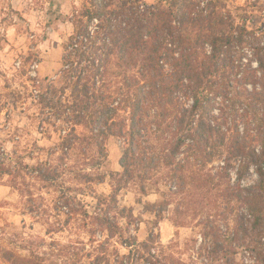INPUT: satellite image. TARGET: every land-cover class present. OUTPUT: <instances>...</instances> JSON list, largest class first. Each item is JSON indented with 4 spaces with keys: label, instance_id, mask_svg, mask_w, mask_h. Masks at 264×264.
<instances>
[{
    "label": "rangeland",
    "instance_id": "obj_1",
    "mask_svg": "<svg viewBox=\"0 0 264 264\" xmlns=\"http://www.w3.org/2000/svg\"><path fill=\"white\" fill-rule=\"evenodd\" d=\"M83 4L0 1V264H14V258L34 264H264V232L236 197L256 186V167L240 180L236 162L223 176L224 159L204 164L184 148L177 161L186 182L181 194V174L173 179L169 168L147 181L120 185L112 179L123 171L124 143L117 138L107 142L103 183L75 176L90 166L60 159L61 123L48 119L32 92L45 79L59 81L64 45ZM251 19L255 28L264 25L261 15ZM231 104L224 97L212 102V125L221 133L240 120ZM221 136L209 152H226ZM166 145L153 138L148 153ZM48 170L59 176L48 177ZM106 218L117 228H98ZM152 232L150 263L142 246Z\"/></svg>",
    "mask_w": 264,
    "mask_h": 264
},
{
    "label": "trees",
    "instance_id": "obj_2",
    "mask_svg": "<svg viewBox=\"0 0 264 264\" xmlns=\"http://www.w3.org/2000/svg\"><path fill=\"white\" fill-rule=\"evenodd\" d=\"M254 15L264 18V0H84L64 45L59 81L45 79L32 92L48 119L61 123L60 159L90 166L75 176L103 183L107 142L117 138L124 143L123 171L112 179L147 181L169 168L173 179L181 174V194L186 182L177 161L184 148L204 164L224 159L223 176L236 162L240 180L256 167V186L236 197L263 233L264 25L253 27ZM217 97L239 114L227 133L212 125ZM220 135L226 152H209ZM153 138L167 145L149 154ZM46 175L56 178L59 171ZM108 220L97 227L117 228ZM155 241L152 232L142 246L148 255Z\"/></svg>",
    "mask_w": 264,
    "mask_h": 264
},
{
    "label": "crops",
    "instance_id": "obj_3",
    "mask_svg": "<svg viewBox=\"0 0 264 264\" xmlns=\"http://www.w3.org/2000/svg\"><path fill=\"white\" fill-rule=\"evenodd\" d=\"M1 1V0H0ZM13 2V1H12Z\"/></svg>",
    "mask_w": 264,
    "mask_h": 264
}]
</instances>
